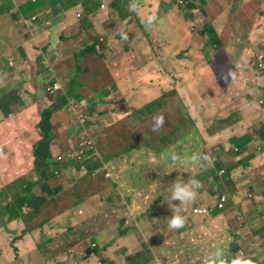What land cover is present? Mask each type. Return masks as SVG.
<instances>
[{"label":"crops","instance_id":"crops-1","mask_svg":"<svg viewBox=\"0 0 264 264\" xmlns=\"http://www.w3.org/2000/svg\"><path fill=\"white\" fill-rule=\"evenodd\" d=\"M97 1L102 4L101 9L88 14L90 8L84 9L79 0H0V25L1 22L4 23L0 26V39L7 36L13 28L22 30L27 34L28 41L35 42L31 50H15L11 54L13 58L8 54L7 63L0 59V146L7 145V164L0 165L1 182L14 187V181L27 178L43 188L61 187L59 194L48 198V205L54 208L52 212L62 213L64 204L61 197L68 186L62 183L63 180L56 177L52 180L47 174H55L56 157L67 154V147L74 145L87 133L85 130L80 132L74 123L72 107L76 104H72L73 86L81 76L77 83L79 87L85 88L83 86L88 83L94 87L96 75L92 74L93 67L88 61L82 69H78L74 56L88 51L92 45H97V50L92 49L91 53L102 59L108 68H112V75L118 84L113 80L111 83L106 80L104 92L94 88L93 94L96 96L88 103L93 101L100 104L116 100L114 95L121 96L119 101H123L119 84L121 90L126 92V99L132 103L142 96H148L145 94L147 89H139L141 86H180V97L185 101L191 116L198 121L201 130L205 133V130L215 126V136L206 137V148L194 151L199 163L192 178L198 179L202 187L198 190L197 197L188 204L193 205L192 210L210 207L215 206L221 196H228L230 209L216 212L210 218L220 215L225 216L229 223L240 221L239 225L232 228V234L238 236L244 246L233 247V252L239 254L236 258L242 261L240 251L246 250L251 254L248 255L245 251L248 257L242 264H250L252 260L264 264V68H259L255 60L256 56L258 60V56L264 54V0ZM189 3L196 7L191 12L193 17L187 9ZM28 4L39 6L33 14L25 15L24 7ZM133 4L137 11H130V5ZM246 7L250 9L247 10ZM28 16H31L34 23H30ZM46 19L54 22L48 25ZM35 22L41 24L35 27ZM210 24L215 27L220 39L216 42L221 43L218 46L208 47V38L199 33L200 29ZM51 26L57 31H51ZM121 33L128 34L127 41L121 39ZM21 46L25 47L23 43ZM226 49L229 50L230 57L220 52ZM146 56H150V62L144 61ZM40 58L58 62L43 68ZM64 58L69 60L67 64H64ZM160 58L166 59V67L162 66L164 63ZM152 60H160L161 67H155ZM229 71L232 75L224 79ZM56 84L60 85V91L49 93L48 88ZM97 86H101L100 80L97 81ZM138 90L140 92L136 93ZM157 93L158 91H152L150 97ZM60 96L67 97L68 102L61 110H56ZM194 98L197 106L194 105ZM111 111L107 112L111 114ZM43 125L45 128L41 129ZM50 127L54 129L53 135L47 134L46 129ZM22 136L31 138V144L22 140ZM35 147L43 157L40 163L43 177L34 172ZM100 149L97 147L93 155L98 154L101 159L96 157L91 158V161H105L106 158L114 167L134 158L137 151L126 154L117 145L115 154L111 155L110 146L106 149V156ZM46 154L50 162L46 160ZM174 157L179 156L174 154ZM164 160L167 167L175 166L174 161H171L172 156L170 165L166 158ZM203 161L206 162V168L200 171ZM72 163L66 161L63 165L67 168ZM75 163L76 167L80 165L78 161ZM178 163L183 164V161L178 160ZM56 164L59 165L60 162ZM71 172H74L73 168ZM157 176L158 174L152 175L153 178ZM1 182L3 192L0 193L4 195L2 199L8 201V197L11 198L10 191ZM109 186L115 187L113 184ZM116 186L122 192L121 182ZM37 190L38 187L34 189L35 192ZM124 198L123 194V197L120 196L108 207L96 204L89 209L86 202H81L78 206L82 207L75 222H94L99 212L87 218L85 214L103 208L100 211L102 212L115 205L122 208L116 213L113 212L114 218L116 214L120 215L118 218H122L123 214L129 212ZM154 199H158L156 194L152 196V200ZM203 199L207 200L206 205L203 204ZM165 200L166 198L161 200L154 210ZM71 201L72 197L67 199V202ZM179 203L177 201L175 204L178 206ZM186 204L180 214L188 222L190 219L184 214V211L189 212ZM171 216L172 211H169L166 219ZM166 219L165 232H157L148 241L145 240L144 232L149 227H155L156 219L145 220V223L138 221L140 223L134 225H129L128 221L126 227L117 224L113 227L120 232L126 230L125 237H119L111 246L100 241L102 236L108 234L107 231L100 236L90 237L79 244L77 255L68 261V252L54 257L56 254L51 250L53 246L58 247L64 243L60 226H47L44 229L48 245L46 239L40 236L39 229L32 228L16 244L19 249L18 258L14 255L12 245L8 247V254L2 257L6 263L14 260L12 264H38L42 258L48 264H128L125 263L127 256L123 257L120 252L125 253L128 247L133 246L136 251H130L133 258L143 254L142 256L152 258L150 264H163L158 262V253L164 251L165 243L172 236L179 240L183 235V232L177 233L170 229ZM18 223L21 226L19 229L10 230L14 238L20 236L24 230L23 222L18 220ZM71 239L73 243L66 241L64 245L70 246V251L74 252L72 247L75 243ZM92 241L95 243H91ZM228 241V236L223 240L217 238L218 249L226 250L225 244ZM85 243L88 249L84 248ZM92 244L99 246V253L101 250L97 257L92 252ZM105 247L109 249L105 250ZM1 250L2 247L0 252ZM4 252L7 253L5 250ZM234 255L226 257L232 260Z\"/></svg>","mask_w":264,"mask_h":264},{"label":"trees","instance_id":"trees-1","mask_svg":"<svg viewBox=\"0 0 264 264\" xmlns=\"http://www.w3.org/2000/svg\"><path fill=\"white\" fill-rule=\"evenodd\" d=\"M79 1L83 5L84 9L90 8L88 14L94 13L97 9H101L102 6L101 2L97 0ZM195 8L196 7L193 3H189L187 5V9L188 11H190L192 17L193 13L191 12L192 10H195ZM246 9L249 10L250 8L246 7ZM199 33L201 36L208 38V47L212 45L218 46L221 44L216 43L220 39L217 37L216 29L213 24L200 29ZM92 49L97 50V45H92L88 51H82V54L91 53ZM255 60L257 62V56ZM112 71V68L107 69L105 78L110 83L113 80L118 84L117 80L114 79L112 75ZM118 86H120V91L123 93V101L114 102L115 109L111 111L112 119L114 118L116 113L125 114V117H127L128 119H124V117L123 119H121V121H115L113 119L114 122H112V124H110L109 126L108 130L110 134H108L107 137L105 136L103 131H100L98 136L92 137L96 130L99 129L97 125L96 127L88 130V134H84V139L88 138L89 141H92L94 148L88 149L86 151L81 164H86L89 159L91 161V158L97 157L101 159L98 154L93 155L97 147H99V149L103 147L100 150L107 156L106 149L110 147L109 145H127L128 147H131L132 151L142 149V151H147L149 156L143 160L139 159V155H135L134 158H131L130 162L125 161L124 163H120L115 167L112 166L111 171L106 167V163L109 162L108 159L104 158L105 161H91L92 163L90 164V167L85 174L84 183L87 185V187H90L94 182L101 181L100 185H98L99 189L90 193L91 197H88L90 195L85 192V187L70 186L74 180L80 179V177L74 176L68 180L66 178H63L68 177L65 171L69 172L68 168H70V171L71 168L74 169V166L77 165L75 162H73L70 167L69 165L66 166L67 168H65V166H62L61 164L58 165L55 163V174H47V176L52 180L54 179V177H56V179L60 177V179L63 180L62 183L68 186L65 193L63 194V197H61L62 200H69L72 197V201L70 203H63L64 209L60 214L52 212V210L48 208V202L50 201H48V198H52L54 195L59 194L62 190L61 187H57L55 189H50V187L43 188L42 185H38L34 181L28 180L25 183L26 185L24 184L25 186L21 188L22 194H24V196H20L22 201L18 202L16 207V209H19L20 213L19 211H17L16 213V209L10 211L8 209L9 205H7V207L3 204L0 206V213H4L5 217L7 214L9 215L7 221L8 223L13 222L17 217V220L23 222L24 225V230L22 231L21 235L16 237L15 243L12 244L14 255L17 258L19 249L15 244L22 240L28 233V231H30L32 228L41 229V236L43 237L45 235L44 229L47 226L58 225V227L60 226V228L62 229L61 235H64V243L67 241V239L73 238L75 244L83 243L90 237L100 236L104 232H106V225L102 224L103 221L98 222L96 217L94 219V222H75V219L78 218L79 209L82 207H79L78 205L81 202H86L88 209L94 208V206L100 201L98 193L101 190L105 189L107 183L116 186L121 181H127L126 175L129 178L131 177L130 174L125 172L128 167L134 168L137 171V174L143 177V180L141 181H137L135 178L129 180V185H127L128 190L126 191L124 198V201L129 207L128 211L134 210L139 202L147 200L149 198V194L152 200V196L156 194V191L153 189H157L162 192V195L160 196V198L154 199L150 202V205L152 207L150 210H152L161 200L163 201L166 198V196L168 195V189L170 188L172 182L176 179V177L179 176L184 179L192 177V173H194L198 168L197 164L199 163V159L196 163H192L190 162V158L194 156V151L206 148V146L208 145V140L206 137L215 136V133L213 132L215 126H213V128H208L204 133L198 125V121L191 116L188 108L185 105V101L180 97L181 93L176 88H166L163 85L156 86V84V87L141 86L139 87V89H147V91H145V94L148 96H150V93L154 88L157 89L158 93L152 96L146 103H144L140 107H136L132 106L133 103L126 99L127 96L126 94H124L126 92L121 90V85L119 84ZM96 88L100 89L101 86H97ZM139 92L140 91L138 90V92L136 93ZM67 102V97H58L55 109L61 110ZM194 105L197 106L195 98ZM88 106V104L87 106H85V111H87L91 115L93 112L92 110H87ZM122 106L126 107L125 111L121 110ZM168 106L170 107L169 112L166 110ZM48 112L51 113L52 111ZM182 112H186L187 116L182 115ZM156 118H162L163 123L158 127V130L154 131L153 129L157 127ZM81 141L82 140H79L75 142L74 145H69V148L67 147L66 151L69 152L71 150H78ZM174 154H178L179 156L174 161L175 166L167 167L165 165L164 159L166 158L168 165H170L171 156L173 157ZM33 155L35 158L34 172L37 175L43 177L44 175H42V172L40 171V163L43 161V157L36 150V147L33 148ZM45 157L46 160L50 162L49 156L47 154L45 155ZM178 160H182L183 164H179ZM205 168L206 162L203 161L202 164H200V171H203ZM159 169H161L162 172L156 178H153L151 174ZM56 174L60 175L56 176ZM48 180L50 181L49 178ZM36 187H38V192L34 191ZM72 193H75V195H73ZM3 196L4 195H2L1 198H3ZM123 207L125 208V205H123ZM2 208H5L8 211L6 212L4 209L3 212ZM120 208H122V206L115 205L114 207L110 208V211L105 212V215L111 217L110 225H112V222H114L112 226L121 224V226L126 227V224L128 222L127 218H118L120 215L117 214L115 218L113 216V212L115 211L116 213ZM101 210H103V208H101ZM56 218L58 219V222H56ZM2 222L3 220L0 219V223ZM191 222L192 221L185 222L183 228L173 230L177 233L183 232V235L179 238V240L178 238L172 236L165 243L164 251L158 253L157 258L159 263L208 264L209 254L218 249L216 239L218 238L220 240H223L225 236L229 237V241L225 244L227 247V249L224 250L225 256L235 254L234 258L239 257L238 253H230V249L235 246L244 247L238 240V236L232 234V228L235 225H239L240 221L229 223L225 219V216L219 215L210 219H206L201 223L191 225ZM125 231L126 230L121 232L126 234ZM64 243L62 245H59L58 247L55 245L51 248L53 254H56L54 257H58L60 254H66L70 251V246H66L64 245ZM46 245H48L47 241ZM41 246L42 245L40 244L39 248H41ZM85 247L86 249H88L86 243L84 245V248ZM72 248L73 250H75L74 247ZM108 249L109 247H105V250ZM87 251L89 252V250ZM44 252L47 259V249H45ZM189 252H191L192 254H189ZM100 253L95 254L96 257ZM198 253L203 254V257ZM191 255L195 259L194 262H189L187 260V258H190Z\"/></svg>","mask_w":264,"mask_h":264},{"label":"rangeland","instance_id":"rangeland-1","mask_svg":"<svg viewBox=\"0 0 264 264\" xmlns=\"http://www.w3.org/2000/svg\"><path fill=\"white\" fill-rule=\"evenodd\" d=\"M33 1L34 0H30V2H33ZM37 6H39V4H28L27 6H25L24 7V10L26 12L25 15L33 14L36 11ZM21 12H23L22 9H21ZM29 19H30V23H34V21L31 19V16L29 17ZM46 21L48 22V25H50L52 22H54V20H51V22H50L49 19H46ZM1 23L2 24L0 26H3L4 23L3 22H1ZM40 24H41V22L36 23L35 27L37 25H40ZM51 31H57V29H55L54 26H51ZM51 31L49 29V32H50L49 34L52 33ZM22 43L25 46L24 48H21ZM70 44L73 45V42H71ZM34 45H35V42L28 41L27 34L23 33L22 30L18 31L16 29L12 28L9 31L7 36H4L0 39V48L2 51V57L0 59L3 60L4 63H7L6 56L8 57V54L11 55L15 50H20V51L26 50L27 51L29 48H30L29 50H31V49H33L32 47H34ZM53 45H54V43H53ZM220 52L224 53L227 57L231 56L228 49H226L224 51H220ZM25 54L29 55V53H25ZM207 55H209V54L207 53ZM11 57H12V55H11ZM74 57H75V65L78 69H82L84 67V63L88 61L89 63L92 64V67H93L92 71H91L92 74L96 75V79L93 81L94 87L89 85L90 83H88V85H86V86H83L85 88L79 87L77 85V83L79 82V80H81L80 79L81 76H79L77 81L74 83V86H73L74 93L72 96V104L73 105L76 104V106H74L75 109H74V107H72V111L74 112V117H75L74 123L78 127V130L80 132H82V130L83 131L85 130V131H87V134H88V130H90L93 127H96V125H97L99 127V129L96 130V132L94 133V135L92 137L98 136L100 131H103L105 136L107 137V135L110 134L108 129H109L110 124H112V122H114L113 119L115 121H121V119H123V117H124V119H128L122 113L121 114L116 113L114 118L112 119V115L107 112V111H111V110L115 109L114 102L119 101L121 96L114 95L115 97H117L116 100H112V101L100 103V104L98 102H93V101L88 103V101L92 100L96 96V95L94 96V94H93V92H94L93 89L96 88V84H97L98 80H100V82H101V88L100 89L96 88V89L98 91L102 90L104 92V89L106 88V86H105L106 78H101V77H104L107 74V69H110V68H108L107 65L104 64V61L102 59L97 58L96 55L93 53H84V54L79 53L78 55H75ZM160 59L164 63V64H162V66L166 67V63H165L166 59L165 58H160ZM144 61L150 62V56H146V60H144ZM159 61L158 60H152L153 64H156L155 67H157L158 69L161 67ZM57 62L58 61L52 62V59H49V58L48 59L40 58V63L43 66V68H44V66L49 67L50 65H54ZM63 62H64V64H67L69 62V60L64 58ZM102 62H103V64H102ZM226 64L228 65V63H226ZM145 67L147 68L148 66H145ZM85 80H87V79H85ZM151 83L154 84V82H151ZM165 87L166 88L172 87L173 89L180 88V86H165ZM115 88L117 89V87H115ZM113 89H114V87H113ZM156 90L157 89H154L153 93H156L157 92ZM105 92H107V91H105ZM150 98H151L150 96H142L141 98H138L132 104V106L140 107L141 105L146 103ZM87 104L89 105L87 107V110H92V112H93L91 117H88L87 115H90V114L87 111H85L86 110L85 106H87ZM169 109H170V107L168 106L166 108V110L169 112ZM121 110L125 111L126 107L122 106ZM84 113L86 115V116H84L85 121L81 123L79 118H81L82 114H84ZM181 114L184 116H187L186 112H182ZM43 128H45V125H43V127L41 129H43ZM46 130H47L48 135H53L54 129L52 127L48 128ZM21 138H22V140H24L25 142H27L29 144H31V142H32L31 138H29L27 136H22ZM80 140L83 141V136H81ZM86 140L89 141L88 138H86ZM41 143H42V141L40 140L39 144H41ZM29 146H33V145H29ZM110 146H111L110 154L114 155L117 145H110ZM119 146L124 153L131 154V152H132L131 147H128L127 145H123V146L119 145ZM137 148H139V147H137ZM135 153H136V155H139V159H143V160L149 156L148 152L142 151V149L137 150ZM83 156H82L81 160H78V162H81L83 160ZM0 159H1L0 165L5 164V163L7 164V145L0 146ZM123 159H125L124 156H123ZM130 161H131V158H130V160H128V162H130ZM63 163L64 162H60V164L62 166H64ZM91 163L92 162L89 159L86 164L80 163V165L78 167H75L74 172H71V171L66 172V175L68 176L69 179H71L74 176L80 177V179L74 180L70 186H72V187L83 186V187H85L84 188L85 192L88 195H90V193H92V191L99 189L98 185H100V183H101V181L94 182L90 187H87V185L84 183L85 174L87 173V170L89 169ZM111 163L110 162L106 163L107 168L110 171L112 169ZM122 163H124V162H122ZM125 172L130 174L131 177L129 178L126 175L127 181L126 182L121 181L122 192L120 191V188L118 186L110 187L109 183H107L105 189L101 190L98 193V197L100 198V201L98 204H102L103 206L108 207L110 205V203H114L116 200H118L120 198V196L123 197V194L125 195L126 191L128 190L127 185H129L130 179L135 178L137 181L143 180V177L141 175H138L137 171L132 167H128ZM161 172H162V170L159 169V170L155 171L154 173H152L151 176L154 174L159 175ZM1 175H2V173H0V182H1ZM63 178H67V177H63ZM58 180H62V179H60V177H59ZM27 181H28L27 178L18 179L16 181H14V183H13V184H15L14 187H12V185H9L8 183L6 185L5 183L3 184L1 182L3 184V187L7 191H10V197L11 198L8 201H7V199L3 200L1 198L2 194L0 193V195H1L0 196V206L2 204L5 205L6 207H7V205H9L8 209L10 211L16 209L17 203L22 201L20 196H24V194H22L21 188L26 185L25 183ZM0 186H1V184H0ZM153 190L156 191L157 198H160V196L162 195V192L157 190V189H153ZM0 191L3 192L1 187H0ZM138 191H140V190H138ZM72 194L75 195V193H72ZM25 197H26V195H25ZM88 197H91V195ZM110 199H111V201H110ZM150 202H151V197L149 194V198L147 200L139 202L137 207L134 210H131L128 213L123 214V216H122V219L127 218V220L130 222L129 225H134V224L140 223L138 221H141V222L143 221L142 223H145V220H148V219L150 220L153 218L156 219L155 220L156 225H154L155 227H153V228L149 227L144 232L145 233L144 237H145L146 241H148L152 235H157V232H159V231L165 232L164 228L166 227V224H165L164 220L169 215V211H171V209L168 207V205L164 202L162 204H160L156 210H154V208L152 210H150L152 208L150 205ZM176 202L177 201H175L174 203H176ZM197 202L199 203V200H197ZM202 202L204 205L207 204L206 199H203ZM219 202H220V200H218V204H219ZM62 203H67V199H63ZM62 206L64 207V205H62ZM186 206L188 207L187 211H189V212L184 211V214L189 217L190 220H188V221H192L191 225L205 221L207 219V217L213 216V214L216 212L226 211V210L230 209V204L226 203L224 208H222V209L218 208L211 215L207 216L206 212L203 211L206 208H199L198 207V208H193V210H192L193 205H189L187 203ZM48 208L50 210L54 209L53 207H48ZM4 209L5 208H2L3 212H4ZM17 209L15 210L16 213H17V211H19V209L18 210ZM195 209H196V211H199V212H196V214H195ZM5 211L7 212L8 210L5 209ZM107 211H110V209L102 211V213L100 212L101 214L99 213L100 215L98 214L99 216H96V219L98 222L103 221L102 224L106 225V231L108 232L107 235L102 236L100 238V241L103 244H108L111 246V245H114L118 241L119 237H125V233L120 232V231H116L115 227L112 226L114 222H112V225H110L111 217L105 215V212H107ZM98 212L99 211H94V210L90 211L89 213L85 214V218H87L89 216H95ZM192 212L195 216L192 215ZM19 213H20V211H19ZM8 216L9 215L7 214L5 217L4 213L3 214L0 213V219L3 220V222L0 223V233H1L0 234L1 235L0 247L3 248V250H1V252H0V264H12V262L14 261L13 260L12 262L6 263L3 261L5 258L2 256H4L5 254H8L9 245L11 246L13 243H15V238L13 237V234L10 233V230H17L21 227L18 223L17 217L15 218V220L13 222L8 223L7 222ZM119 225H121V224H119ZM126 226H127V224H126ZM67 243H73V240L71 238L67 239ZM91 243H95V241H92ZM79 244H81V243H79ZM79 244H73V247L75 248V250H74V252H72V251L69 252V254L66 256V261L70 260L71 258H74L77 255V251L79 249ZM4 250L7 253H5ZM127 250L128 251H126L125 253L120 252V254H122L123 257L127 256L126 257L127 261L125 263H128V264H150V262L152 261V258L142 256L143 254H138L133 258L132 254L130 253V251L133 253L136 252L135 249L133 248V246L128 247ZM92 252L95 254L99 253V246H97L95 249H93ZM231 252H233V248L230 249V253ZM246 252L248 253V255L251 253V252L249 253L248 251H246ZM189 254H192V253L189 252ZM198 254L203 257V254H201V253H198ZM11 255L14 256L12 253H11ZM8 260H9V258H8ZM187 260L189 262H194L195 259L191 255L190 258H187ZM16 264H22V263L19 262ZM38 264H48V263L45 261V259L42 258ZM86 264H90V263H86ZM250 264H260V263H258L256 260H252V261H250Z\"/></svg>","mask_w":264,"mask_h":264},{"label":"clouds","instance_id":"clouds-1","mask_svg":"<svg viewBox=\"0 0 264 264\" xmlns=\"http://www.w3.org/2000/svg\"><path fill=\"white\" fill-rule=\"evenodd\" d=\"M181 4H184V2L181 1ZM130 11H137V7L134 4L130 5ZM149 22H151V18H149ZM121 39L124 41H127L128 40V34L127 33H121ZM261 57H263V60L261 59ZM257 62H258L259 68H264V54L261 53L258 56ZM231 75H232V73L229 71L228 73H226L224 75L223 78L227 79V77L231 76ZM56 85H58V84H56ZM56 85L49 87L48 92H49V89H54ZM58 91H60V88L58 90H55L53 93L52 92H49V93L54 94ZM84 116H86L85 113L82 114L81 118H79L81 123L85 121ZM91 116H92V114L89 115L88 117H91ZM162 123H163L162 118H156V126L157 127H155L153 130L154 131L158 130V127ZM83 142H88V141L86 139H84L81 143H83ZM79 147H80V145H79ZM93 148H94V146H93ZM71 151L76 152V151H79V149L78 150H71ZM172 160L175 161L176 157L173 156ZM197 160H198V158L196 156H192L190 158V162H192V163H196ZM76 161H78V160H72L70 162H76ZM59 162L60 161H58V157H56L55 163H59ZM64 162H66V161H64ZM79 163H81V162H79ZM201 187H202L201 182L198 179H195L192 177L184 179V178L178 176L172 182L170 188L168 189V195H167L166 200L164 202L168 205V207L172 211V216L170 218L166 219L168 221V227L170 229L178 230V229H181L184 227L186 220H185V217L180 214L181 210L186 203L193 201L197 197L198 190L201 189ZM223 196L227 197V203H228L229 197L226 195H223ZM223 196H221V197H223ZM220 198H219V200H220ZM175 201L180 202L178 206L174 203ZM216 205H218V203ZM210 207H214V206H210ZM210 207H207V208H210ZM200 208H206V207H200ZM39 231H40V236H41L42 230L39 229ZM43 237L47 241V236L44 235ZM97 246H98L97 244H92L91 245L92 250L95 249ZM71 251H69V252H71ZM69 252L67 253V255L69 254ZM240 255L242 257V261L247 260L248 256H247V253L245 251H243V250L240 251ZM242 261L239 258H234L230 262V258L226 257L224 251L221 249H216L215 251L211 252L208 256V264H242ZM244 264H246V262H244Z\"/></svg>","mask_w":264,"mask_h":264},{"label":"built area","instance_id":"built-area-1","mask_svg":"<svg viewBox=\"0 0 264 264\" xmlns=\"http://www.w3.org/2000/svg\"><path fill=\"white\" fill-rule=\"evenodd\" d=\"M261 59L263 60V57H261ZM60 88L59 85H56L54 89H49V92H54L55 90H58ZM93 148V143L92 141H88V142H83L80 144V147H79V151H70L68 152L67 154L65 155H60L58 157V161L60 162H64V161H72V160H81L82 156L86 153V151L88 149H92ZM227 203V197L223 196L220 198V202L218 204V206H214V207H210V208H207L204 209L203 211L206 212V215H211L213 212H215L218 208L222 209L225 207V204ZM196 212H199V211H196L195 209V214Z\"/></svg>","mask_w":264,"mask_h":264}]
</instances>
